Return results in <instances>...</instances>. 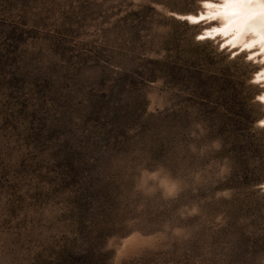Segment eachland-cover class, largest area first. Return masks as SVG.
<instances>
[{
    "label": "rangeland",
    "instance_id": "rangeland-1",
    "mask_svg": "<svg viewBox=\"0 0 264 264\" xmlns=\"http://www.w3.org/2000/svg\"><path fill=\"white\" fill-rule=\"evenodd\" d=\"M225 1L0 0V264H264V0Z\"/></svg>",
    "mask_w": 264,
    "mask_h": 264
},
{
    "label": "bare ground",
    "instance_id": "bare-ground-1",
    "mask_svg": "<svg viewBox=\"0 0 264 264\" xmlns=\"http://www.w3.org/2000/svg\"><path fill=\"white\" fill-rule=\"evenodd\" d=\"M245 1V0H244ZM226 2V1H225ZM227 2H230V0H228ZM226 2V3H227ZM235 3L234 4H226V5H224L223 7L221 6V5H219V6H212L213 7V9L211 8V11L213 10V12H214V10L215 11H217V12H220V14L222 13V15H224L225 17H230V19L232 20V19H234V21H233V23L231 22V24H228L229 25V28L230 29H234L235 27H239L238 26V21H239V18L241 17L240 16V12H241V14L242 13H244V12H246V9H247V7H245V5L243 4V2L241 3L240 1L239 2H237V1H234ZM261 2H264V1H261ZM250 3H252V2H250ZM246 4V3H245ZM247 4H248V1H247ZM256 4V3H255ZM260 4V3H259ZM249 6H251V4H248ZM247 5V6H248ZM261 5V4H260ZM264 5V4H263ZM254 10V9H253ZM247 11H248V9H247ZM251 11V10H250ZM260 12V11H259ZM259 12H257V13H259ZM251 13V12H250ZM253 13V12H252ZM260 13H263V12H260ZM248 14V13H247ZM240 16L239 18H238V21H235V18L237 17V16ZM245 15H246V13H245ZM245 15H243V16H245ZM259 15H261V14H259ZM264 15V14H263ZM252 16H255V14H252L250 17H249V20L251 21V18H254V17H252ZM259 17H261V16H259ZM264 17H262V20H264L263 19ZM229 19V18H228ZM242 19V18H241ZM259 19V18H258ZM245 20H247L246 18H245ZM249 20L248 21H246V22H249ZM261 20V19H260ZM228 21V20H227ZM242 21H243V19H242ZM230 22V21H229ZM241 22V21H240ZM243 23H244V21H243ZM245 26V25H244ZM248 26H250V24L248 23ZM253 27V26H252ZM262 27V26H261ZM229 29V30H230ZM257 29V28H256ZM259 29V28H258ZM263 29V28H262ZM261 29V30H262ZM228 30V29H227ZM237 30V29H236ZM240 30V29H239ZM238 30V31H239ZM247 30H248V28H247ZM252 30V29H251ZM260 30V29H259ZM249 31V30H248ZM255 31V30H254ZM237 32V31H236ZM235 32V33H236ZM262 32V31H261ZM234 33V32H233ZM254 33L255 32H253V35H254ZM257 33V32H256ZM236 35V34H235ZM255 35H257V34H255ZM245 37V36H244ZM262 37V36H261ZM242 38V37H241ZM250 38V37H249ZM264 38V36L262 37V39ZM247 40V39H246ZM263 44V43H262ZM261 45V44H260Z\"/></svg>",
    "mask_w": 264,
    "mask_h": 264
},
{
    "label": "snow or ice",
    "instance_id": "snow-or-ice-1",
    "mask_svg": "<svg viewBox=\"0 0 264 264\" xmlns=\"http://www.w3.org/2000/svg\"><path fill=\"white\" fill-rule=\"evenodd\" d=\"M205 3H209V0H205ZM216 19L218 20L219 17H216ZM201 40L205 39L204 37H200ZM208 39H214V37L209 36ZM255 47V43L252 44H248L245 46V52H247L248 49L250 48H254ZM249 59H251V57H249ZM262 100H264V97H261ZM262 124H264V121H262Z\"/></svg>",
    "mask_w": 264,
    "mask_h": 264
}]
</instances>
